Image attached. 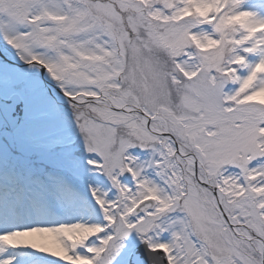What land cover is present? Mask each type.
<instances>
[{"label":"snow or ice","instance_id":"1","mask_svg":"<svg viewBox=\"0 0 264 264\" xmlns=\"http://www.w3.org/2000/svg\"><path fill=\"white\" fill-rule=\"evenodd\" d=\"M0 264H264V0H0Z\"/></svg>","mask_w":264,"mask_h":264}]
</instances>
